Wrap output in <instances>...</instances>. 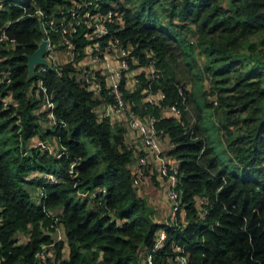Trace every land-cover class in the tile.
Returning <instances> with one entry per match:
<instances>
[{
    "label": "trees",
    "instance_id": "trees-1",
    "mask_svg": "<svg viewBox=\"0 0 264 264\" xmlns=\"http://www.w3.org/2000/svg\"><path fill=\"white\" fill-rule=\"evenodd\" d=\"M116 3L124 25L112 24L113 35L131 45L141 65L156 59L162 82L153 88L164 90L162 105L181 102L179 87L187 99L181 116H163L157 105L146 108L145 71L141 87L125 90L136 112L159 117L160 134L175 144L169 153L180 161L187 224L177 230L166 227L168 238L155 252L154 264H177L176 244L185 247L190 264H264V0H107L104 6ZM0 4V35L5 31L8 36L0 41V72L12 71L11 82L0 84V90H10L19 101L22 120L20 126L14 110L0 105V264H37L41 244L53 242L49 229L60 223L70 255L63 256L65 241L60 240L49 264H144L143 249L153 248L158 229L165 225L159 224L154 207L135 185V150L126 142L124 126L113 125L98 111L101 103L113 101L110 89L96 95L81 73L74 74L73 62L27 80L25 54L33 53L43 37L37 8L50 13L71 0ZM75 42L82 50L88 40L79 33ZM175 42L186 59L191 54L197 63V52L202 55L205 66L200 65V72L209 83L205 94L212 97L206 109L212 106L210 115L220 117L215 127L223 135L224 152L210 139L201 118L189 117L191 96L172 65ZM41 76L65 125L48 128L43 124L46 115L36 112L44 97L36 84ZM192 130L198 138H191ZM35 135L56 138L67 153L57 158L38 148L28 150ZM75 157H80L78 181L67 175L48 187L42 204L36 203L32 187L42 180L30 173L64 171ZM101 185L108 189L103 204L89 205L74 196L77 188ZM203 196L208 198L205 215L197 200ZM61 206L55 222L46 209L56 213ZM21 235L26 242L20 241Z\"/></svg>",
    "mask_w": 264,
    "mask_h": 264
},
{
    "label": "built area",
    "instance_id": "built-area-1",
    "mask_svg": "<svg viewBox=\"0 0 264 264\" xmlns=\"http://www.w3.org/2000/svg\"><path fill=\"white\" fill-rule=\"evenodd\" d=\"M107 0H71L70 5H58L50 13L46 12L41 7L37 8V16L40 18L44 27L43 37L46 36L49 40V52L47 54L50 62L55 67H60L68 62H73L75 71L74 74L81 73L85 79L88 88L100 96L103 90L110 89L114 99L111 102H104L98 106V111L102 117H109L112 124H115L116 117L125 116L130 123V126L138 132L144 146V152H139L135 146L128 144L129 148L135 150L137 156V165L134 167L135 185L137 188L142 183V178L147 173L148 165L151 160L157 163L158 176L160 180L166 183L164 194L170 202V209L165 220H157L159 224L165 225L158 229L154 246L151 250L143 249L144 264H154L155 252L162 248L167 241V228L177 230L186 222V211L183 203V190L180 182V161L176 156L169 153L175 144L169 142V150H166L161 141V134L158 128L159 117L153 113L145 114L144 120H139L133 108V104L125 98V90L134 91L142 86L141 72H146L147 86L144 88V96L142 103L147 108L148 105L160 106L163 116L176 115L181 116L184 108H187V99L182 87H179L181 102L163 106L162 101L166 94L159 87L153 88L154 85L161 86V77L159 69L156 66V59H152L146 65L140 64V59L132 54L131 45H124L111 29L112 24L124 25L123 12L120 11L118 4L105 8ZM2 5L0 4V7ZM123 27V26H121ZM82 33L88 40L82 50L77 48L75 35ZM42 37V38H43ZM8 36L5 31L0 35V41H4ZM15 42V39H11ZM66 50L70 56L69 61H63L61 51ZM57 52V55H56ZM150 56L154 55L153 49L150 51ZM0 54V60H2ZM45 64L37 66L35 78L38 74H44L52 70ZM12 71L10 68L3 69L0 72V84H9L11 82ZM34 78V79H35ZM128 80H131L134 89L128 88ZM104 81V82H103ZM38 91L43 92L42 103L38 109L39 115H46V118L52 122V127L58 124L65 125L62 119H58L55 108L56 104L52 95L45 86L43 77L36 80ZM0 105L4 110L13 109V116L16 118L17 124L21 126V116L18 114L19 101L13 97L12 92L4 94L0 90ZM43 121V120H42ZM44 122V121H43ZM191 138L196 139L198 135L195 130L191 131ZM38 148L43 152H49L57 158H61L67 153V148L60 146L56 138L38 139L28 146V150ZM25 151V154L28 153ZM80 157L73 158L66 170H35L30 175L32 178L42 180L39 186H36V191L33 190V198L36 203L42 204L47 198V189L50 185H57L64 181L66 176H70L78 181L80 170ZM108 193L106 186L101 185L94 189L77 188L75 198L77 200L87 202L89 205L94 203L103 204V198ZM198 205L201 214L208 213V209L204 206L208 198L199 197ZM55 222H58L56 217L57 212L46 209ZM53 212V213H51ZM112 214V212H110ZM157 219V218H156ZM3 223V215L0 209V226ZM61 223L58 226L51 225L55 230L49 229L48 233L59 231V240L53 242L42 243L41 248L36 254L37 264H49L50 260H54L56 256L55 245L60 240H64L61 234ZM53 237V236H52ZM21 241V238H19ZM25 240L24 242H26ZM65 241V240H64ZM22 242V241H21ZM176 252L175 260L177 264H190L189 254L183 245L176 244L174 246Z\"/></svg>",
    "mask_w": 264,
    "mask_h": 264
},
{
    "label": "rangeland",
    "instance_id": "rangeland-1",
    "mask_svg": "<svg viewBox=\"0 0 264 264\" xmlns=\"http://www.w3.org/2000/svg\"><path fill=\"white\" fill-rule=\"evenodd\" d=\"M256 39L257 41H259L261 38L257 37ZM171 47L173 49V53L175 54L172 65L175 71L177 72L178 77L181 79L182 83L187 88L188 94L191 96V100L189 101V112H190L189 117L193 118L195 116L197 120L201 118L199 122L201 121L204 122V127L207 129L208 136L210 137V139H212V141L214 140L215 144L219 147V150L224 152L223 150L224 145L220 143V140L223 141L224 139L223 135L222 133L219 134L215 127L220 124V117L217 116L216 113L213 116L210 115V110H212V106L211 107L208 106L211 109L209 110L206 109V106L210 100L209 98L212 97L209 96L208 98L207 96L208 98L207 99L205 94V90H207L209 83L204 78V74L200 72V65L201 68L205 66V62L203 60L201 61V59H203L202 55L199 52H197L196 58L199 61L196 63V61L194 60L191 54H188L189 57L187 59L185 58L186 54L183 52L182 50L183 48L179 47L176 42L173 43ZM260 70L264 73V65L261 66ZM88 146L91 152L95 150V148H93L91 144H89ZM155 187L156 185L151 180V186L147 188L148 190L145 196H153L151 197V200L149 199L147 200L149 204L154 207L155 212L158 213V216L156 215L157 220H160L161 218L160 215L163 212L166 213V217H167L168 209L163 211V205H162L163 202L159 199V195L156 194ZM33 190L36 191L35 188ZM56 212H58L57 209ZM26 239L27 237L25 236L24 239L23 238L21 239V241L23 242Z\"/></svg>",
    "mask_w": 264,
    "mask_h": 264
},
{
    "label": "crops",
    "instance_id": "crops-1",
    "mask_svg": "<svg viewBox=\"0 0 264 264\" xmlns=\"http://www.w3.org/2000/svg\"><path fill=\"white\" fill-rule=\"evenodd\" d=\"M60 57L63 59V61H69L70 60V56H69V54H68V52L66 50L65 51H61V56ZM128 84H129L127 86L128 88L134 89V86L132 85L131 80H128ZM137 116H138L137 118L139 120H142L143 121L146 115H139L138 114ZM113 120H115V124H114L115 126H117V125L124 126V128H125L126 142L128 144H132L133 146H135V149H138L139 152L143 153L144 152V149H143L144 146H143L142 140L139 137L138 132H136V130H134L130 126V123L127 120V118L125 116H121V117H116ZM43 124H45L48 128H51L52 127V122H50L48 119ZM40 138L41 137L39 135H35L29 141V145L32 144V143H34L35 141H37ZM47 139L51 140L50 138H47ZM53 139L54 138H52V140ZM161 141H162V144H163L164 148L166 150H169V142L171 141V139L169 138V136H163V135H161ZM142 150H143V152H142ZM135 157H136V159H135L134 164H133L134 167L137 165V160H138L136 155H135ZM151 159H150V162H149V165H148L149 167L147 169V173H145V175L143 176L142 183H141V185L138 188L139 193L142 194L146 199L151 200V197H153V196H145V195L147 194V190H148L147 188L149 186H151V180H152V182L156 185V187H155L156 188V194L159 195V199L163 202V204H162L163 205V211H165L167 209L169 211V209H170V202L167 200L166 195L164 194V190L166 189V183L163 184V182L160 180V178L158 176V170L156 168L157 163L156 162H153L154 160H151ZM152 175H155L156 176V181H155V178L152 179ZM156 182L158 183V186H157V183ZM34 188L32 187V189H34ZM156 200H157V198H156ZM62 210H63V206L58 207L57 208V211H58L57 213L58 214L61 213ZM156 215L158 216V213L157 212H156ZM160 216H161L160 220H165L166 219V213L165 212L161 213ZM61 234H62V236L64 237V240H65V247L63 248V256L65 258H69L70 249H69V246L67 244V237H66V232H65V228H64V225L63 224L61 225ZM24 237H25V235L19 236V238H21V239L22 238L24 239Z\"/></svg>",
    "mask_w": 264,
    "mask_h": 264
},
{
    "label": "water",
    "instance_id": "water-1",
    "mask_svg": "<svg viewBox=\"0 0 264 264\" xmlns=\"http://www.w3.org/2000/svg\"><path fill=\"white\" fill-rule=\"evenodd\" d=\"M40 28L42 33L44 34V27L42 22H40ZM49 40L46 36L42 38V40L38 43L37 49L33 53H26L25 56L27 57V66H28V81H32L36 75L37 66L40 64H45L49 68H53L52 63L50 62L47 54L49 52ZM53 213V212H51ZM55 241L59 240V231L56 230L51 232Z\"/></svg>",
    "mask_w": 264,
    "mask_h": 264
}]
</instances>
